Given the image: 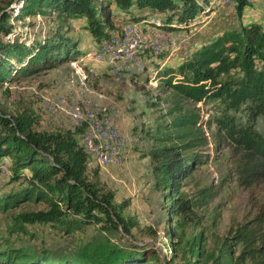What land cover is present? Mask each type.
Here are the masks:
<instances>
[{"label":"trees","instance_id":"trees-1","mask_svg":"<svg viewBox=\"0 0 264 264\" xmlns=\"http://www.w3.org/2000/svg\"><path fill=\"white\" fill-rule=\"evenodd\" d=\"M250 3L237 0V13ZM111 7L128 21H145L163 30L188 29L198 15L214 10L208 0H9L0 8V85L75 60L80 42L70 36L69 21L84 19L82 32L96 46L109 40L116 27ZM32 17L43 18L47 27L27 37L29 26L35 25ZM154 68L173 91L177 114L164 126L168 131L150 135L154 144L148 153L155 186L168 202L164 235L173 259L179 257L186 264H264V204L217 251H208L204 228L188 237L185 232L200 228L198 209L213 194L206 189L193 197L181 192L184 181L208 160L212 143L216 150L230 149L242 186L264 187V135L255 131L258 117L264 116V21L224 31L177 68ZM211 102L217 105L206 120L197 104ZM212 125L216 132L211 143L203 127ZM85 126L42 130L32 109L11 115L0 108V164L9 161L7 185H13L0 195V210L28 202L44 205L42 210L17 214L11 231L25 232L24 225L40 224L69 235L97 225L104 233L74 250L0 247V264H161L152 248L120 235L131 239L135 225L123 213L129 203H115L114 192L100 183L98 169L90 168L80 142ZM113 233L121 240H113Z\"/></svg>","mask_w":264,"mask_h":264},{"label":"rangeland","instance_id":"rangeland-1","mask_svg":"<svg viewBox=\"0 0 264 264\" xmlns=\"http://www.w3.org/2000/svg\"><path fill=\"white\" fill-rule=\"evenodd\" d=\"M208 1L214 10L210 14L198 15L185 30H163L145 21H128L122 12L111 7L116 27L109 40L98 46L82 32L84 19L69 21L72 26V30H68L70 36L79 38L80 42L75 60L0 85V108L11 115L25 108L32 109L39 120V129H73L86 125L80 142L88 154L90 168L98 169L100 183L114 192L115 203H129L123 213L135 222L131 239L120 235L136 245L152 248L160 256L161 264L186 263L179 257L173 259L172 246L164 235L168 202L165 192L155 186L148 156L154 144L150 135L159 136L168 131L164 126L177 116L173 111V91L163 85L154 67L160 70L177 68L196 49L214 41L224 31L264 21V0H248L252 5L247 4L240 15L236 10L237 0ZM7 2L9 0H0V8ZM119 14L123 15L119 17ZM31 20L35 25L29 26L27 37L41 29L46 31L47 22L43 18L32 17ZM66 26L67 23L63 31ZM133 27H136V39L141 41L138 46L145 44L148 47H133L131 52L130 47H123L119 71L112 65L116 52L110 51H113L114 42L115 46L127 44V28ZM25 32L26 29L23 38ZM154 32L171 35L177 41L172 44ZM103 52H109L107 58L103 57ZM181 57L183 59L177 61ZM141 58L144 64L131 72ZM154 59H158L156 63L152 62ZM216 105L215 102L200 103L197 107L207 120ZM203 129L210 139L213 138L214 125ZM255 131L264 135V116L258 117ZM8 165L9 161L5 159L0 164V195L12 190L13 185H7L11 174ZM235 167L230 149L220 147L216 150L212 143L206 163L184 181L181 189L190 197L203 189L213 194L198 209L202 218L200 228H189L185 232L188 237L204 228L208 251H217L223 240L232 236L235 229L252 218L257 207L264 204V187L242 186ZM42 209L44 205L28 202L6 211L0 210V247L74 250L79 244L104 236L97 225L86 226L69 235L56 227L40 224L24 225L25 232L11 231L17 214ZM113 234V240H121L120 235ZM240 249L238 246L237 252Z\"/></svg>","mask_w":264,"mask_h":264},{"label":"built area","instance_id":"built-area-1","mask_svg":"<svg viewBox=\"0 0 264 264\" xmlns=\"http://www.w3.org/2000/svg\"><path fill=\"white\" fill-rule=\"evenodd\" d=\"M227 8H230L227 6ZM135 29L136 27L133 28H127L128 31V39H127V44L123 46H115V42L113 43V51L110 52H116V60H112V65L116 67L120 71V64H121V56H122V48L123 47H130V52L132 51L133 47H141V48H146L148 46H145L143 44L142 46H138V42H141L140 40H137L135 37ZM158 34V32H154V34ZM163 40L169 39V42L172 44H175L177 40L175 38L173 39L171 35L167 34H158ZM107 53L109 52H103V57L107 58ZM144 63L142 62V58L139 61V64H134L133 67L131 68V72L139 67H141ZM88 143H91V141H88Z\"/></svg>","mask_w":264,"mask_h":264},{"label":"crops","instance_id":"crops-1","mask_svg":"<svg viewBox=\"0 0 264 264\" xmlns=\"http://www.w3.org/2000/svg\"><path fill=\"white\" fill-rule=\"evenodd\" d=\"M121 15H123V14H119L118 16L120 17ZM141 22H144V21H141ZM137 23V22H136ZM148 27H150L149 25H148ZM183 58L181 57V58H178L177 59V61H181ZM155 60V59H154Z\"/></svg>","mask_w":264,"mask_h":264},{"label":"bare ground","instance_id":"bare-ground-1","mask_svg":"<svg viewBox=\"0 0 264 264\" xmlns=\"http://www.w3.org/2000/svg\"><path fill=\"white\" fill-rule=\"evenodd\" d=\"M249 2V1H248ZM108 45V44H107ZM136 48V47H135ZM136 54V53H135ZM132 55V54H131ZM137 55V54H136ZM135 56V55H134ZM129 70H130V68H129ZM131 71V70H130ZM95 129V128H94ZM99 133V132H98ZM111 133V132H110ZM112 136V135H111ZM91 140V139H90ZM99 155V154H98ZM109 156V155H108ZM101 157V156H100ZM106 159H108V158H106ZM104 160V159H103Z\"/></svg>","mask_w":264,"mask_h":264},{"label":"water","instance_id":"water-1","mask_svg":"<svg viewBox=\"0 0 264 264\" xmlns=\"http://www.w3.org/2000/svg\"><path fill=\"white\" fill-rule=\"evenodd\" d=\"M17 2V0H14V3H16Z\"/></svg>","mask_w":264,"mask_h":264}]
</instances>
